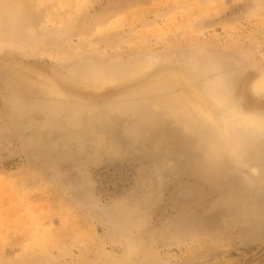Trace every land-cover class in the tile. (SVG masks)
<instances>
[{"label": "rangeland", "instance_id": "rangeland-1", "mask_svg": "<svg viewBox=\"0 0 264 264\" xmlns=\"http://www.w3.org/2000/svg\"><path fill=\"white\" fill-rule=\"evenodd\" d=\"M6 15L29 44L0 49V264H105L126 238L132 264H264V179L135 96L175 73L264 113V0H10ZM153 56L137 79L77 82Z\"/></svg>", "mask_w": 264, "mask_h": 264}, {"label": "bare ground", "instance_id": "bare-ground-1", "mask_svg": "<svg viewBox=\"0 0 264 264\" xmlns=\"http://www.w3.org/2000/svg\"><path fill=\"white\" fill-rule=\"evenodd\" d=\"M9 1L0 0V49L5 47L27 49L29 41L22 38V32L17 26L16 20H12L6 15ZM27 1L21 0L22 4H26ZM19 8L21 7L19 6ZM56 36L61 35L58 32ZM50 41H52V37H49ZM152 58L134 63L130 62V58L129 64L119 63L114 66L109 64L110 67H105V69L93 66L77 82L83 88L97 90L104 86L137 79L138 76L149 72L154 67L156 59L154 56ZM35 75L43 79L39 74L35 73ZM213 81L208 83L204 90L199 91L179 75L169 73L161 75L146 85L135 96L143 99L147 96H155L156 101H154L158 105L167 108L172 106L171 109L175 115L191 130L200 132L203 129H210L213 134L208 132L212 135L209 137L211 139L207 148L214 153L215 159L219 163H222V159L230 160L234 153L238 154L235 155L236 161L241 164L242 168H247L252 173H256L257 178L263 180L264 113H258L262 107L260 105L257 107L251 102L248 109L252 111H248L247 107H244L243 99L236 96L228 81L227 83L221 80ZM48 86L47 90L51 96L62 97L63 93L53 84ZM253 91L256 94H264V74L253 82ZM140 245L141 242L138 239L126 238L121 255L115 256L99 250L95 253L94 259L96 261L105 259V264H132V259Z\"/></svg>", "mask_w": 264, "mask_h": 264}]
</instances>
